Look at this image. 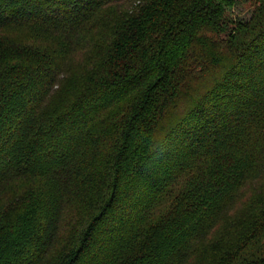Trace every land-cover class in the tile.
<instances>
[{
    "label": "trees",
    "instance_id": "trees-1",
    "mask_svg": "<svg viewBox=\"0 0 264 264\" xmlns=\"http://www.w3.org/2000/svg\"><path fill=\"white\" fill-rule=\"evenodd\" d=\"M0 0V264H264V0Z\"/></svg>",
    "mask_w": 264,
    "mask_h": 264
},
{
    "label": "rangeland",
    "instance_id": "rangeland-1",
    "mask_svg": "<svg viewBox=\"0 0 264 264\" xmlns=\"http://www.w3.org/2000/svg\"><path fill=\"white\" fill-rule=\"evenodd\" d=\"M250 1L248 0H239L237 6V15L240 19L248 20L253 11L252 6L250 5Z\"/></svg>",
    "mask_w": 264,
    "mask_h": 264
}]
</instances>
